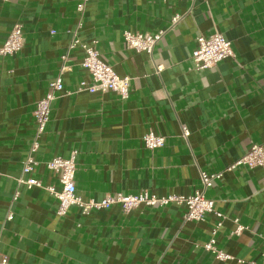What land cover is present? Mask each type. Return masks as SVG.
<instances>
[{
  "label": "crops",
  "instance_id": "crops-1",
  "mask_svg": "<svg viewBox=\"0 0 264 264\" xmlns=\"http://www.w3.org/2000/svg\"><path fill=\"white\" fill-rule=\"evenodd\" d=\"M77 4L0 1V46L15 25L25 37L20 52L0 57V258L10 264H261L264 168L226 170L254 144L264 146V0H91L79 30ZM162 30L168 32L152 56L126 46L127 31L157 36ZM76 32L83 43L97 41L101 59L131 79L127 100L79 92L92 77L81 67L83 50L69 52ZM216 33L231 42L235 58L198 72L192 62L197 38ZM63 65L71 95L53 102L38 166L23 174L36 138L37 103ZM150 132L165 138V147L145 148ZM74 151L77 195L84 201L143 192L192 196L201 188L200 171L224 172L206 196L226 218L217 248L234 260L219 261L205 249L218 224L213 214L185 222L186 207L171 204L129 213L114 206L87 216L73 207L61 217L49 192L18 184L32 177L59 189L45 163ZM236 221L246 228L239 235Z\"/></svg>",
  "mask_w": 264,
  "mask_h": 264
},
{
  "label": "built area",
  "instance_id": "built-area-1",
  "mask_svg": "<svg viewBox=\"0 0 264 264\" xmlns=\"http://www.w3.org/2000/svg\"><path fill=\"white\" fill-rule=\"evenodd\" d=\"M3 3H9L11 0H0ZM91 0H78L77 12L79 14L78 30L84 26V18L87 11V6ZM181 17L176 16L172 20V25L175 26ZM168 30H162L157 36L150 34H143L140 32H125L124 40L129 50H133L137 53H146L150 56L154 54L155 48L161 39L166 35ZM55 33V32H53ZM25 45V37L23 27L21 25H15L6 41L0 46V57L13 56L20 52ZM81 48L84 52V58L81 63V67L88 71L92 77L91 83H83L79 92L87 91L92 94L95 93H115L122 100H127L130 97L131 79L121 78L114 71L113 67L105 63L100 56V52L97 49V41L91 43H83L79 40L77 32L69 47V52ZM235 58V53L232 48L231 42L227 41L221 34H212L210 36L200 35L197 38V47L192 53V62L194 68L198 72H204L215 68L221 62ZM68 56H64L62 60L64 63L67 61ZM163 70V66L157 67V72L160 73ZM68 71V68L63 65L60 70V76L49 84V91L46 96L37 103L34 113L36 124V138L34 139L29 156L23 167V174H31L35 167L38 166V162L35 159V155L40 149V137L46 132L47 126L51 120L52 104L59 96L71 95L66 91L63 84V75ZM183 136L188 138L190 131L187 128L183 129ZM143 144L145 148L149 150L159 149L165 147L166 139L150 132L143 138ZM78 152L74 151L70 157H55L49 162L45 163V167L50 172L54 173L60 183V188L57 189L54 186H44L42 181L35 178L24 179L23 177L18 179L20 186H25L27 189L33 188L44 189L56 198L59 202L58 215L66 216L69 210L73 207L79 208L83 215H90L94 210H107L114 206H120L125 213H129L132 210L145 205L150 207H166L171 204L186 207V213L184 215L185 222H201L209 214H213L218 219V224L213 231L212 239L205 245V249L208 252H212L216 259L219 261H233L234 258L230 254H226L217 248V240L215 238L218 230L223 226L225 216L215 210V202L208 199L207 192L214 187V184L221 180L224 172L209 174L204 171H200L201 188L196 190L192 196H170L166 198H158L155 195H151L147 192L140 193L138 195H123L115 194L109 195L100 201L89 200L84 201L77 195L76 186V172H77V160ZM239 167H247L250 170L255 168H264V146L254 144L252 148L247 152L238 162L229 167L226 172H233ZM20 197V193H16L14 200ZM13 214L8 216V220H13ZM238 225V222H235ZM246 228L238 225L234 234H241ZM240 264H244L243 260L238 261ZM0 264H10L7 258H0ZM264 264V253L263 262Z\"/></svg>",
  "mask_w": 264,
  "mask_h": 264
}]
</instances>
